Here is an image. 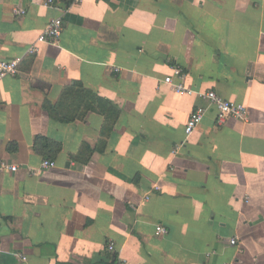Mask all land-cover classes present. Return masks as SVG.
Segmentation results:
<instances>
[{"label": "crops", "instance_id": "obj_1", "mask_svg": "<svg viewBox=\"0 0 264 264\" xmlns=\"http://www.w3.org/2000/svg\"><path fill=\"white\" fill-rule=\"evenodd\" d=\"M56 16L57 42L28 53ZM14 57L18 74L0 79V159L19 165L0 173V264H264V0H0V58ZM174 67L248 119L217 124L164 81ZM43 158L55 166L28 174Z\"/></svg>", "mask_w": 264, "mask_h": 264}, {"label": "built area", "instance_id": "obj_2", "mask_svg": "<svg viewBox=\"0 0 264 264\" xmlns=\"http://www.w3.org/2000/svg\"><path fill=\"white\" fill-rule=\"evenodd\" d=\"M57 0H44L46 6H53ZM69 4L81 2V0H68ZM13 13L15 15H22L25 10L22 8H14ZM62 30V17L56 16L49 20L43 31L39 34L36 41L28 47L27 52L34 54L39 50L40 43L55 44L60 36ZM20 57H14L11 59L0 58V79L5 76H15L19 72ZM173 75H175L179 81L174 82L172 76H166L164 81L171 86V88L179 94H196L201 97L209 105L213 106L216 110V121L217 124H221L226 118L232 117L237 120L245 122L248 119L247 107L240 103L232 100L223 99L215 91L208 90L205 92L195 91L194 89L186 86L182 80V70L178 67L173 68ZM206 111L205 106H197L190 114L188 120L184 126L185 140H189L193 130L200 123L204 113ZM55 166V161L49 158H43L37 167L27 166L26 171L28 174L36 176L42 171L52 168ZM19 168L18 164L10 163L0 159V173L3 172H16ZM160 190V186L155 184L149 192L144 196V200L150 198L153 191ZM167 232V229L162 224L155 226L156 235H163ZM230 244L234 245L235 240L230 239ZM108 251H112L114 244L112 241H108L106 244Z\"/></svg>", "mask_w": 264, "mask_h": 264}, {"label": "trees", "instance_id": "obj_3", "mask_svg": "<svg viewBox=\"0 0 264 264\" xmlns=\"http://www.w3.org/2000/svg\"><path fill=\"white\" fill-rule=\"evenodd\" d=\"M81 87V86H80ZM93 99H94V101L95 100H98L99 101V99L98 98H96L95 96H93ZM100 103L102 104V107H104V106H108V104H107V102L106 101H103V100H101L100 99ZM105 115H106V118H109V115H111V114H113L109 109H108V111H107V113L105 112L104 113ZM107 124H108V122H107ZM106 127H108V126H105V129H106ZM106 132V131H105ZM40 142V143H39ZM51 144H57V143H55V142H52V141H50V140H48L47 138H40V137H38L37 139H35V147H38V145L40 146V145H43V146H45V147H47V148H51ZM58 145V144H57Z\"/></svg>", "mask_w": 264, "mask_h": 264}]
</instances>
